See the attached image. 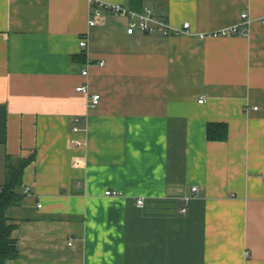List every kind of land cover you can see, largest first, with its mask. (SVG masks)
Here are the masks:
<instances>
[{
  "label": "crops",
  "instance_id": "0c3cea01",
  "mask_svg": "<svg viewBox=\"0 0 264 264\" xmlns=\"http://www.w3.org/2000/svg\"><path fill=\"white\" fill-rule=\"evenodd\" d=\"M100 1L191 33L90 27L89 0H0V191L36 152L8 264H264V0ZM244 13L247 37L200 40Z\"/></svg>",
  "mask_w": 264,
  "mask_h": 264
},
{
  "label": "built area",
  "instance_id": "2783aa9c",
  "mask_svg": "<svg viewBox=\"0 0 264 264\" xmlns=\"http://www.w3.org/2000/svg\"><path fill=\"white\" fill-rule=\"evenodd\" d=\"M91 5L89 25L90 27L97 26L100 19L104 17V14H109L114 17L123 18L126 21V33L130 36L136 33L144 35H161V36H176L182 34L191 33V24L186 22L183 24L182 28H174L170 25L168 17L162 13L158 14L154 9L145 7L142 10H134L122 4H112L107 2H102L100 0H89ZM241 24L231 26L229 28L222 29L220 31L210 32L207 34L199 35L200 40H204L210 37H225V36H245L249 35V28L252 21L247 14L241 15ZM88 46L86 38L80 39V47L85 49ZM100 66H104L105 62L101 61ZM82 75L87 77L89 75V65L83 69ZM78 92H82L88 96L89 107L94 108L100 104L101 96L99 94H90L89 88L85 85L79 86L77 88ZM203 102V100H200ZM257 110V108H254ZM75 123L79 122V118L74 119ZM75 132L82 131L79 126L74 127ZM78 147L81 143L77 142ZM24 194H30L29 188L24 189ZM198 188L195 186L192 188V192L195 193ZM117 194L111 190H108L106 195L113 196ZM143 201L138 200V205H142ZM41 204H39V208Z\"/></svg>",
  "mask_w": 264,
  "mask_h": 264
},
{
  "label": "trees",
  "instance_id": "16d2710c",
  "mask_svg": "<svg viewBox=\"0 0 264 264\" xmlns=\"http://www.w3.org/2000/svg\"><path fill=\"white\" fill-rule=\"evenodd\" d=\"M134 10H142V8ZM78 61L85 63L84 54L78 56ZM209 141H225L228 138V124L210 123L206 131ZM36 160V152L17 162L9 159L6 170V178L0 191V264H8L20 256L17 240L13 237L16 226L7 217V212L13 207H19L24 199L22 194L23 174L25 169Z\"/></svg>",
  "mask_w": 264,
  "mask_h": 264
}]
</instances>
